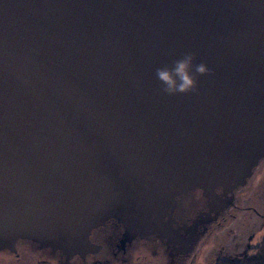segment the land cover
<instances>
[{
	"label": "water",
	"instance_id": "95a60500",
	"mask_svg": "<svg viewBox=\"0 0 264 264\" xmlns=\"http://www.w3.org/2000/svg\"><path fill=\"white\" fill-rule=\"evenodd\" d=\"M187 52L209 73L164 94ZM263 161L264 0H0V252L186 264Z\"/></svg>",
	"mask_w": 264,
	"mask_h": 264
},
{
	"label": "flooded vegetation",
	"instance_id": "af4514ba",
	"mask_svg": "<svg viewBox=\"0 0 264 264\" xmlns=\"http://www.w3.org/2000/svg\"><path fill=\"white\" fill-rule=\"evenodd\" d=\"M195 216H189L187 219ZM108 231L103 232L98 243L100 255L104 254L103 261H97V257L90 259L88 256L80 259L81 261L77 264H164L158 251L168 253L172 248L155 236L150 239L154 252L147 249V241L137 240L126 247L123 256L114 254L116 251L113 246H110V243L114 242L111 240L114 235L113 232ZM204 234L200 251L203 250L202 248L209 247L205 251L209 253V261L204 259V255L200 256L199 251V254L188 259L186 264H198L199 260L201 264H209V262L210 264H247L260 256L261 249H264L262 245L264 244V161L248 185L238 192L233 208L207 226ZM18 246L20 252L11 255L13 253L10 252L16 253ZM173 249L171 254L175 253ZM8 251L0 252V264H62L59 258L47 256L46 251H38L36 246L27 241L18 242L14 251ZM175 262L181 264L182 257H176Z\"/></svg>",
	"mask_w": 264,
	"mask_h": 264
},
{
	"label": "clouds",
	"instance_id": "9594fccd",
	"mask_svg": "<svg viewBox=\"0 0 264 264\" xmlns=\"http://www.w3.org/2000/svg\"><path fill=\"white\" fill-rule=\"evenodd\" d=\"M210 69L204 63H194V54L185 53L171 67L156 69V78L161 82L162 92L167 95L186 94L196 89V75H205Z\"/></svg>",
	"mask_w": 264,
	"mask_h": 264
},
{
	"label": "trees",
	"instance_id": "16d2710c",
	"mask_svg": "<svg viewBox=\"0 0 264 264\" xmlns=\"http://www.w3.org/2000/svg\"><path fill=\"white\" fill-rule=\"evenodd\" d=\"M264 249H261V254L258 256L255 260H253L251 263L247 264H264ZM259 255V254H258Z\"/></svg>",
	"mask_w": 264,
	"mask_h": 264
},
{
	"label": "rangeland",
	"instance_id": "374dc122",
	"mask_svg": "<svg viewBox=\"0 0 264 264\" xmlns=\"http://www.w3.org/2000/svg\"><path fill=\"white\" fill-rule=\"evenodd\" d=\"M210 244V243H209ZM208 244V245H209ZM263 246H264V244H262ZM208 247V246H207ZM207 247H205V248H202L203 250L202 251H200V256L201 255H204V259H207L208 261H209V259H208V255H209V253L207 254L205 251L207 250ZM209 248V247H208ZM263 252H264V250H263ZM253 253H255V252H253ZM248 254H250V253H248ZM252 254V253H251ZM198 264H201V260H199L198 261ZM209 264H210V262H209Z\"/></svg>",
	"mask_w": 264,
	"mask_h": 264
}]
</instances>
